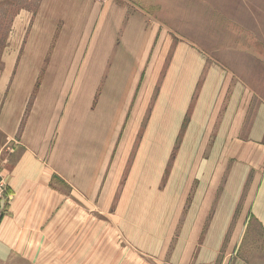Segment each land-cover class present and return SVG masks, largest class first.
<instances>
[{"label":"rangeland","instance_id":"1","mask_svg":"<svg viewBox=\"0 0 264 264\" xmlns=\"http://www.w3.org/2000/svg\"><path fill=\"white\" fill-rule=\"evenodd\" d=\"M189 45L208 62L194 96L202 94L206 73L216 65L224 68L250 100L242 137L259 148L264 144V0H0V168L8 175L24 149L33 148L49 180L64 190L66 203H73V173L81 172L82 222H90L84 199L89 173L97 179V208L91 214L96 227L84 233L80 259L73 260L68 245L64 264L179 262L175 256L184 252L181 234L187 223H178V235L160 257L138 251L111 223L137 172L138 145L152 134L155 106L166 113L161 123L168 124L170 111L187 102ZM189 117L188 111L186 121ZM186 124L172 150L162 148L160 156L164 151L173 160L186 155ZM168 134L161 132L162 143ZM146 143L150 153L143 155L150 158L152 142ZM253 156L264 169V150ZM240 167L247 177L242 199L236 202L237 181L228 179L239 172L232 169L220 219L205 224L196 251L183 264H264V227L249 212L252 171ZM106 193L112 203H106ZM61 245H52L50 258L37 264H61L51 258Z\"/></svg>","mask_w":264,"mask_h":264},{"label":"crops","instance_id":"2","mask_svg":"<svg viewBox=\"0 0 264 264\" xmlns=\"http://www.w3.org/2000/svg\"><path fill=\"white\" fill-rule=\"evenodd\" d=\"M186 50L187 102L180 109L170 111L168 124L161 123L160 117L166 113L155 106L148 128L152 134L149 140L138 145L137 172L121 193L120 207L115 210L117 216L111 223V227L138 251L156 257L168 252L172 239L179 233L178 223H187L181 234L184 252H177V264L192 258L205 224L217 223L220 219L218 212L226 199L225 181L233 171H239L235 173L237 177L233 172L228 179L237 181L236 202L242 199V181L247 177L240 173V166H248L252 171L248 185L252 188L249 212L255 222L264 227V169L253 156L264 150V144L255 148L252 147L256 143L254 140L242 137L250 100L242 95L241 83L219 65L212 68L209 75L205 74L202 94L194 96L196 83L203 77V65L208 62L193 46H187ZM188 111L190 117L186 121ZM179 116L182 118L177 123ZM185 123L186 155L173 160L168 155L170 152L164 151L160 156L162 148L172 150L176 133ZM163 131L169 132L164 139L166 143L161 141ZM150 142L154 155L148 158L144 156L150 153L145 151V143ZM244 149L249 151L247 157ZM169 165L172 168L168 169ZM167 169L170 171L167 185L162 187ZM73 175V203H66L64 190L56 186V179L49 180L42 159L33 148L24 149L7 175L13 199L0 222V264H26L28 261L37 264L38 259L50 258L48 253L53 250L52 245L57 248L58 244H62L60 251L51 256L52 259L64 264L70 244L73 245V260L80 259V245L87 237L84 233L93 232L97 224L91 219L97 208V179L89 173L84 199L89 202L90 222H82L81 192L85 186H81V172L74 171ZM105 199L106 203L109 200L112 203L108 193Z\"/></svg>","mask_w":264,"mask_h":264},{"label":"built area","instance_id":"3","mask_svg":"<svg viewBox=\"0 0 264 264\" xmlns=\"http://www.w3.org/2000/svg\"><path fill=\"white\" fill-rule=\"evenodd\" d=\"M13 199L11 187L7 181V175L4 169L0 168V222L8 213Z\"/></svg>","mask_w":264,"mask_h":264}]
</instances>
